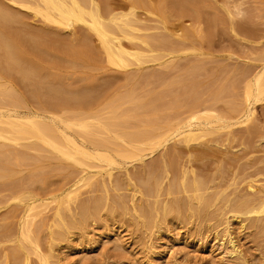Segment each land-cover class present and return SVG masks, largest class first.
<instances>
[{
  "label": "rangeland",
  "instance_id": "obj_1",
  "mask_svg": "<svg viewBox=\"0 0 264 264\" xmlns=\"http://www.w3.org/2000/svg\"><path fill=\"white\" fill-rule=\"evenodd\" d=\"M0 1L21 19L3 30L4 35L10 39L15 35L26 38L27 33L39 35L37 44L42 47L36 51L24 46L23 56L28 64L24 67H28L31 74L28 82L20 80L15 72L10 77L0 73V90L8 92L0 96V114L33 113L42 122L57 117L98 116L111 129L107 133L93 127L95 133L99 131L100 139L129 132L149 133L151 138L167 132L171 138L174 126L189 120L190 113H195L196 109L210 110L222 119L239 118L243 115L245 83L264 64V0H186L188 4L183 8H187L182 12L191 15L178 14L181 16L178 20L175 15L181 10L175 9L173 24L166 25L174 34V42L178 39L182 44L181 40H185L182 41L184 47L177 48L173 54L156 52L154 58H146L141 64L128 59L129 65L122 69L107 63L97 38L81 25L63 30L34 18L30 11L18 8L9 0ZM153 2L155 6L158 4L157 0ZM163 11L162 15L159 13L165 18L170 12ZM156 28L159 29L152 33H161L162 27L157 25ZM189 32L196 36L187 37L185 34ZM85 34L90 38L84 40ZM58 88L75 94L92 89L91 99L62 101L50 95ZM64 89L63 92H69ZM159 94L163 99L158 97L160 100L150 105ZM189 104L191 108L195 105V110H190ZM233 107L236 112H230ZM244 124L232 128V137L221 135L222 141L228 138L227 142L225 139L218 143L220 140L215 139L214 144V138L207 137L186 148L170 142L150 155L149 150L142 151V161L118 158L117 162L127 169L130 180L125 171L116 169L112 172L116 183L108 185L105 191L98 176L92 187L79 183L77 189L74 188L77 191L71 188L72 191L69 187L81 175L79 167L55 158L46 150H28L26 141L17 146L0 140V264H42L43 261L49 264H241L228 258L220 262L216 253L208 251L213 244L221 242V223L226 218L245 263L264 264V208L251 200L264 186V99L255 105L251 121ZM173 149L176 152L172 154ZM160 160L165 161V167ZM183 166L190 169L185 182L194 176L203 181L200 192H184L179 183L182 182L180 172L186 169ZM150 169L161 183L158 192L152 191L154 196L151 197L140 193L141 190L137 192L138 180ZM172 183L178 189L174 188L169 195L167 188ZM249 185L254 192L248 191ZM197 193L204 196L205 201L209 200L204 208L194 199ZM133 195L135 208L152 207L159 201V211L152 213L153 218L156 217L153 220L155 229L148 231L138 224L140 220L130 210ZM235 198L241 202L250 199L248 208H243L246 210L242 212L251 211L236 220L226 207V201ZM28 200H36L31 221L35 224H31L30 229L38 243L37 250L26 242L19 243V229ZM118 200L129 207L128 213L118 206L111 211L112 204ZM90 201L100 202L98 213L92 218L86 215L83 229L72 228L63 241L53 240L55 234L66 232L54 217L57 206L61 203L66 218L63 219L69 222L72 215L78 218L79 206ZM180 201L185 204L180 205L183 204ZM174 202L179 203L181 216L171 214L160 219L162 205L170 206ZM189 208L199 214L192 213ZM239 223L243 229H239Z\"/></svg>",
  "mask_w": 264,
  "mask_h": 264
},
{
  "label": "bare ground",
  "instance_id": "obj_2",
  "mask_svg": "<svg viewBox=\"0 0 264 264\" xmlns=\"http://www.w3.org/2000/svg\"><path fill=\"white\" fill-rule=\"evenodd\" d=\"M199 1H201V0H199ZM9 2H11L12 4H14L15 6H17L20 9L30 11L34 18H38L43 23H47L48 25L50 24V26L53 25L57 28H61L63 30H68V29L73 28L76 25H81L82 27H84L83 30L86 29V31L90 32L91 34H93V36H95V38H97L96 41L99 42V44H100L99 48H101L102 53L105 55L107 63L113 67H116V68H121V69L126 68L129 65L128 59L134 60L136 64H141V63L145 62L146 58L147 59L149 57L154 58L155 56L153 54L156 52H157V54H159L158 52L167 51L169 54H173V53L177 52V50H178L177 48L184 47L182 41H185V40H181L182 44H180V42L177 41L178 39L177 40L174 39L176 41V42H174L173 41L174 34H173V32L168 31V29H167L168 27H166V25L167 24H173L172 23V21H173L172 17L175 14V11L173 13V10H175V9L181 10V11H179V13H177L175 15V17H177L178 14L182 15V13L185 12V11L182 12V10L184 9L183 7L185 5L187 6V4H188V3L185 4L186 0H157L158 4H156V6H155L153 0H9ZM199 3H202V2H199ZM189 4H190V2H189ZM194 4H196V3H194ZM196 6H197V4H196ZM186 8L184 10H186ZM161 9L169 10V12H170L169 15H165V18L163 17L164 15L161 16L162 15L161 12L163 11ZM159 10H161V11H159ZM159 12L161 13V15ZM187 12H188V9H187ZM167 13H168V11H167ZM172 14H173V16H172ZM186 14L188 15L189 13H186ZM194 14H195V12H193V15ZM189 15H191V14H189ZM142 16H144V17H142ZM179 16L177 18H178V20L179 19L181 20V16H180V18H179ZM175 17H173V18L175 19ZM183 17H186V16L184 15ZM187 17H189V16H187ZM194 19H195V17H194ZM20 21H21V19L18 17L17 13L13 12L11 10V8H9L7 5H5L3 2L0 1V73L6 77H10L11 73L15 72V73L20 75V80H22V81L26 80L28 82L31 74H30L29 68L24 67L25 65H28L27 61L25 60V58L23 56L24 46H26V47L28 46L29 48L35 49V50L39 49V48L41 49L42 47H40L41 45L37 44V40L40 39L39 35H38L39 36L38 37L37 35L33 36V35L27 33V34H25L26 38H20L19 35L18 36L15 35V36L11 37V39L8 36L4 35L3 30L9 29L12 24L19 23ZM192 21L194 22V20H192ZM196 21H197V19H196ZM149 23L150 24L153 23V25L151 24L152 25L151 26ZM174 24H175V22H174ZM157 25L162 27V28H160L161 33H158V32L152 33V31H154V30L157 31L159 29V28L158 29L156 28ZM172 26H174V25H172ZM233 28H234V26H233ZM191 32H192V30H191ZM191 32H189L185 35H187V37L191 38L193 35H195L193 33L191 34ZM193 32H195V31H193ZM42 33L45 34V32H42ZM183 36L184 35H182L181 37H183ZM87 37L88 36L85 34L83 39L85 40V38H87ZM88 38H90V36ZM41 39H42V37H41ZM184 39H186V38H184ZM192 39H193V37H192ZM126 42L128 44L124 45V43H126ZM177 42L180 44L181 47L178 46ZM28 47H27V49H28ZM97 50H98V48H97ZM44 53H46V52L44 51ZM76 53H78V52H75V54ZM156 59H157V56H156ZM170 65H173V64L170 63ZM199 65L200 64H198V66ZM194 66H197V65L194 64ZM172 67H175V64ZM31 82H33V81H31ZM37 85H40V84H37ZM36 88H37V86H36ZM38 88H39V86H38ZM41 88L42 87H40L39 89H41ZM244 88H245L244 105H243L244 109H243V115L241 117L231 118V119H222L220 117H217L210 110L200 109L199 111H197V109H196L197 112L195 111V113H193V111H192L190 113V117H189L190 119L189 120L187 118V121L185 119L184 123L181 122L182 123L181 124L179 122L174 126L175 132H174L173 137H171V138H169L170 135H168L167 132L162 133L158 137H155V138H151L149 133H145V134L140 133V135H137V134H129L130 133L129 132V133H119V134H115L113 137H110V138H101L100 139L97 136L99 131L97 132V130H96V133H95V131H93L96 129V127H97V129L101 128L104 132L106 131L107 133L110 132L111 129H109L110 127H108L110 125H107L104 122H103L104 123L103 124L102 121H100V119H98V116H94V117L93 116H91V117L82 116V117H74V118L73 117L72 118L65 117L64 119L61 117L59 119V117H57L58 119L56 118L55 120L49 118L50 120H52L50 122H42L43 120H41V119H40L41 121L38 120L40 117L34 115L33 113L31 114V113H23V112L22 113L21 112L20 113L19 112H9V113L7 112V113L0 114V140L3 142H8L9 144H15L17 146H19L21 144L20 142L26 141L25 147L28 150H31V151H40V150L45 151L46 150V151L52 153L53 155H55V158L58 157L62 160L70 162V164H72L74 166L79 167L81 175L69 187L70 189L76 188V186L79 185V183H81V185L83 183H85L86 185H89L92 187L93 181L96 180V177L98 176L99 178H101L100 186L105 191L107 189L108 185L110 186L115 182L113 180L112 172L116 169L119 171L120 170L125 171L126 178L128 180H130L129 179L130 176L127 173V169L123 168L117 162L118 158H120L121 160H130L131 162L142 161L141 160V158L143 157V155H141L142 151L149 150L150 151L149 155H150L153 152H156L157 150H159L160 148L166 147L167 144L170 142L177 143L180 146H182V148L183 147L186 148L189 145H191V143L196 142L200 139L212 137V138H214V140L212 141L214 144H215V142H214L215 139L220 140V141H218V143H221L222 139L225 136L229 137L231 135V130L233 127L240 125V124L242 125L244 123L246 124V122L251 121V119L254 115L255 105L260 100L264 99V64L260 65L258 71H256L255 74H253L251 79L249 78V80L245 83ZM59 89H61V91H59ZM63 89L62 88H58L57 90L52 89L53 92H51L50 95L54 94V96H56V97L58 96V98H61L62 101H65V100L71 101V99H72L73 101L76 100L79 102H83V101L85 102L88 99H91L90 93H91L92 89H91V91L85 90L81 94L79 92H78V94H75V93H73L74 91L70 92V90H68V89L67 90L70 93L69 92L65 93V92H63ZM67 90H65V91H67ZM48 92H49V90H48ZM4 93L6 95V93H8L7 90L1 89L0 90V96ZM47 93H45V94H47ZM95 93H96V91H95ZM158 97L162 98V96H160V94H159V96L155 97V99L152 98L154 101L150 105H155V103L158 100H160V99H158ZM190 104H192V103H190ZM190 104L188 105V106H190L189 109L192 106ZM193 106L194 107H192L190 110H195L194 109L195 105H193ZM236 111H237L236 107H233L230 110V112H236ZM93 127H95V129H93ZM251 132H249V133H251ZM74 135L75 136L77 135V136L75 137ZM99 135H101V133H99ZM221 135H224V137H222ZM220 137H222V138H220ZM231 137H232V135H231ZM212 138H210V139H212ZM233 138H235V136H233ZM210 139L208 141H210ZM225 139L227 142L228 138H225ZM225 139H224V141H225ZM139 140H142V141H139ZM224 141H222V142H224ZM143 142H147V144H145ZM218 143H216V144H218ZM5 144H7V143H5ZM175 150L176 149H173L172 154L176 152ZM185 155H187V154H185ZM138 156H140L139 160L138 159L134 160ZM167 156L168 155H166V157ZM20 157H18V160L21 159ZM161 157L166 159V157L163 155ZM199 158H200V155H199ZM207 158H208V156H207ZM223 158H224V156H223ZM165 159H163V160H165ZM172 159L174 161V158H172ZM161 160H160V162L164 166L166 160L164 162H162L163 160L162 161ZM169 160L167 163H169ZM199 161H200V159H199ZM235 161H237V160H235ZM194 162H195V160H194ZM230 162H232V161H230ZM231 165H232V163H231ZM169 166H171V163ZM153 168H157V166L156 167L153 166ZM185 168L186 167H184V169ZM187 170H190V169L186 168L185 170L181 171L182 173L180 172V175L182 174V176H181L182 182H179V183H181L182 185L181 184H179V185H181V187H183V190L185 193H188L189 191L200 192L202 189L201 187H203L201 182H203V181L198 180V178L196 176H194L195 177L194 179H191L190 181L185 182V178H186L187 174H189V171H187ZM152 171L153 170L150 169L149 172L145 173V175L143 176L142 179L138 180L139 189H137L138 190L137 192H139V190H141L140 193L144 192L149 197H151L153 195L152 191H155V193L158 192V190L160 189V186H161L160 179L158 178V176H153ZM161 172H165V171H161ZM166 173L167 172H165V174ZM168 174H169V172H168ZM181 179H180V181H181ZM150 180H152L151 183H149ZM96 183H97V180H96ZM173 184H175V183H172L167 188V194H169V195L171 194V191L174 190V188L178 189L177 185H173ZM115 186H116V184H115ZM97 187H98V185H97ZM247 188H248V191L254 192V189L252 188L251 185L247 186ZM261 188L262 189L260 191L257 190L258 193L256 191V193L258 195L256 194L254 196V194L252 193L254 196V199L251 197L252 198L251 200L257 202L258 207L260 206L262 209V208H264V186ZM76 189H74V190L77 191ZM71 190H70V192L73 191V190L72 191ZM135 193H136V191H135ZM198 194L199 193H197L195 195L196 197L195 198L193 197V198L195 200H197V202L199 204L203 205V208H204L205 202H207L208 199L205 201V197L203 196V198H202V196H200V194L199 195ZM134 197L135 196L133 195L131 198L132 208L130 210L133 211V214L136 216V219L140 220V223H138V224H140L141 227H143L145 230H148V231L152 230V228L155 229L156 228L154 225L155 221H153V220H155L156 217L153 218L152 213L153 212L157 213V210L159 209V204H158L159 201L154 202V204H152L153 205L152 207L151 206H145L144 208H141L139 206L138 208H135L136 204H135V200H134L135 198ZM237 198H235L234 201H232L233 199H231V200L229 199L226 201V203H228V205L226 206L228 213L232 214V218L235 220L244 214L251 213V211L242 212L243 210H246L243 208L247 207L246 205H247V203H250L249 202L250 199L247 200L248 198H246V201L241 202ZM243 200H245V199H243ZM35 202H36V200H34V201L28 200L26 202V206L23 210V221H22V224H21L20 229H19V238H20L19 243L26 242L30 245H33L37 250V249H39L38 243H37L36 239L33 238L32 230L30 229L31 224H32L31 221L33 219L32 213H34L33 211H35ZM180 202L182 203L183 201H180ZM86 203H82L79 206L78 218L76 219V217H74L72 215L71 216L72 220H70L69 222L65 221L66 218L63 214L64 209L60 207L61 203L59 204V206H57L56 210L54 211L55 212L54 217L56 219L58 218V221L61 222V225H62L63 229L66 230V232L64 231L65 233H61V234H57V235L55 234L52 237L53 240L63 241V239L66 238L65 235H67L69 233V230L72 228L73 229H79V230L83 229V223H84V220L86 218V215H89L92 218V217H94V215H96L98 213V208H99L100 202H98V201L97 202L96 201L91 202L90 201V202H86ZM174 203L173 204L171 203L170 206L168 204L162 205V214H160L162 217H160V219L162 218V220H164L166 218V216L171 215V214H176L178 217L181 216L180 215L181 212L178 210L180 208V205H184L185 203L183 202V204H180V205L178 202H174ZM252 203H251V205H252ZM186 204H188V203H186ZM90 205L92 206L91 208H90ZM112 205H113V207L111 208V211L114 210V208H116L118 206V207L122 208L123 211L128 213L127 211L129 210L128 209L129 207L128 208L126 207L123 200L122 201L121 200L115 201ZM61 206H63V205H61ZM253 208L254 207H252V209ZM240 209H242V210H240ZM189 211H192V213H195L196 215L199 214V212H197V210L193 211V209H191V208H189ZM200 213H201V210H200ZM63 217L65 219H63ZM33 224H35V223H33ZM221 225L223 226L221 231H220L222 234L221 235L222 240H221V242H218L217 244H213L211 247H209V250H208L209 253L210 254L216 253L215 255H216V257L219 258L218 260L220 262H222L224 259L228 258L231 260L239 261L241 264H246L245 261L242 259L241 251L237 245V241L235 240V236H233V230L230 227L231 224H230L229 219H227V218L224 219L222 221ZM239 225H240L239 229L244 228V226L241 225V223H239ZM106 236L108 237V234H106ZM13 254L15 255L16 253L13 252ZM28 254H27V256L26 255L25 256L28 257ZM35 254H37V253L35 252ZM40 260H41V258H40ZM42 264H49V263L46 261H43Z\"/></svg>",
  "mask_w": 264,
  "mask_h": 264
}]
</instances>
